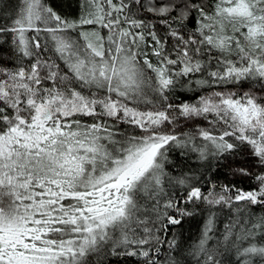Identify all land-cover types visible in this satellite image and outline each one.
Instances as JSON below:
<instances>
[{"label":"snow or ice","instance_id":"1","mask_svg":"<svg viewBox=\"0 0 264 264\" xmlns=\"http://www.w3.org/2000/svg\"><path fill=\"white\" fill-rule=\"evenodd\" d=\"M173 149L208 171L243 156L232 172L256 184L202 190L171 174ZM204 206L197 264H264V0H16L0 14V264H181L165 237ZM217 206L233 218L208 247Z\"/></svg>","mask_w":264,"mask_h":264},{"label":"trees","instance_id":"2","mask_svg":"<svg viewBox=\"0 0 264 264\" xmlns=\"http://www.w3.org/2000/svg\"><path fill=\"white\" fill-rule=\"evenodd\" d=\"M56 5H63L65 0H54ZM16 0H3L0 3V10H3L7 6V11L0 12L5 19L12 15L15 8ZM203 90L198 89L196 92L181 90V97L189 98V102H192V97L197 93H202ZM180 128H177L179 131ZM190 130V129H189ZM181 149H173L169 152V159L171 163L168 168L171 169V174L174 176L181 174H188L195 177V182L198 183L202 190H207L209 185H214L215 190L219 191L220 187L227 184H236L237 187H241L245 190H249L254 187L256 182L248 177L240 175H234L232 169L238 166H242V161L245 159L243 156L233 157L231 161H226L224 167H214L211 171H208L207 164L201 163L195 157L194 153H188V155H181ZM173 165H178L173 167ZM175 193L177 191L183 192L182 188H170ZM235 207V205L233 206ZM259 208V206H257ZM256 211V209H254ZM215 213V222L213 230L209 233L210 239L208 241V247H219L225 244L223 237L225 234L226 226L232 221L231 209L222 208L217 206L213 209ZM207 206H204L203 210L197 209L196 214L191 217H186L181 226H175L170 233L166 235V239H176L177 250L183 249L180 256L181 264H197L196 258L188 255L189 249L195 247L202 237L204 224L208 218ZM257 215H264V210L257 211ZM235 234V233H234ZM162 256H166V253H161ZM232 259L235 257L232 253H229ZM90 264H110L115 257L106 256L104 254H92L89 258Z\"/></svg>","mask_w":264,"mask_h":264}]
</instances>
